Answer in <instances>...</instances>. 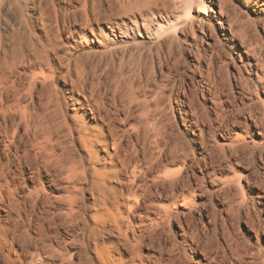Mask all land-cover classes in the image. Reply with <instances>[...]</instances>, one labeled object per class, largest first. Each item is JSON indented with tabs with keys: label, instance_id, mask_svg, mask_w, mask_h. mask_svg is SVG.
<instances>
[{
	"label": "bare ground",
	"instance_id": "6f19581e",
	"mask_svg": "<svg viewBox=\"0 0 264 264\" xmlns=\"http://www.w3.org/2000/svg\"><path fill=\"white\" fill-rule=\"evenodd\" d=\"M29 1L0 0V264H264V0Z\"/></svg>",
	"mask_w": 264,
	"mask_h": 264
},
{
	"label": "rangeland",
	"instance_id": "374dc122",
	"mask_svg": "<svg viewBox=\"0 0 264 264\" xmlns=\"http://www.w3.org/2000/svg\"><path fill=\"white\" fill-rule=\"evenodd\" d=\"M25 1L28 3V5L31 3L29 0H25ZM57 1L59 2V5H62V6L66 5V2L64 0H57ZM60 1H62L63 3ZM121 1H123V0H120V1L116 0V2H118V3ZM72 4L74 5L76 3L72 2ZM1 5H0L1 6L0 7V36L5 37L7 34H10L12 32H17V33L27 32V28L25 27L24 23H22L20 21V15L14 9L9 7L8 5H6V4H1ZM27 12H28V14L30 13V15H32L34 11L32 12V7L28 6ZM32 21H33V24H36V21L34 18L32 19ZM36 32L40 33L37 30H36ZM129 42H130L129 46H133L134 42L133 41H129ZM81 52L82 51L78 52L77 54H79ZM167 68H168L167 65H164V63H163L162 64V71L166 72L168 70ZM182 75H184L183 72H181V74L178 75L176 78L172 79V81H169V88L166 91L167 96L165 97V100H164V107L167 109H164V110L167 111V112L165 111L166 112L165 115L168 114L167 116L171 121H170V123H167L166 126L168 127V129H171L173 127V129H172L173 130V136H175V135L182 136L183 138L181 137L182 138L181 140L182 141L186 140L185 142L187 143V145L191 149H193L194 152L195 151L197 152L198 151V148H197L198 147V141L200 140V138L198 137L199 132H198V130L195 131V133L192 132V128L194 126L192 124V120H191L192 117H190V116L185 117V115L183 114V111L186 109L185 105H181L179 102H178V104L176 103V101L183 100L181 80L183 78H186V77H185V75L184 76H182ZM56 78H57V80H56L57 86L59 88L63 87L61 76L58 75ZM158 78H159V76H158ZM180 78H182V79H180ZM186 82H187V80H186ZM170 106L172 107V110L170 109ZM181 115L183 116V118H185V121L183 120V118H181ZM188 118H189V120H188ZM201 127L204 129V138H205L207 131H209V128L207 126H205V127L201 126ZM164 140H166V139H164ZM194 163H195V161L190 162L191 165L189 164L188 169H192L193 167L195 168L196 164H194ZM175 167H173V168L171 167V168H172V170L175 169L174 171L177 172L179 170V168L177 166H175ZM213 199H215V198H213ZM239 227L241 229H243L244 223L240 222Z\"/></svg>",
	"mask_w": 264,
	"mask_h": 264
}]
</instances>
